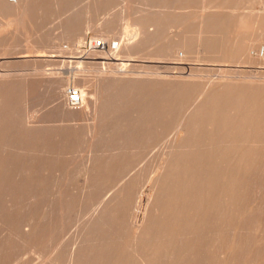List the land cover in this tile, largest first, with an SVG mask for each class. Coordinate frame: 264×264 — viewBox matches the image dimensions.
Instances as JSON below:
<instances>
[{
	"label": "bare ground",
	"instance_id": "1",
	"mask_svg": "<svg viewBox=\"0 0 264 264\" xmlns=\"http://www.w3.org/2000/svg\"><path fill=\"white\" fill-rule=\"evenodd\" d=\"M143 1L144 6L157 9L144 8L137 18L141 31L129 27L123 32L121 43L117 41L115 48L109 43L110 48L98 55L103 61L97 62H103L106 68L95 77L88 91L91 111L83 112L92 122L88 126L65 125L55 129L30 123L18 109L39 86L30 80L17 81L0 74V200L12 196L18 185L26 184L35 173L43 171L40 160L16 158L30 152V146L36 147L38 156L56 147L67 153L83 142L94 147L111 146L118 152L108 158H95L99 160L89 169V178L102 180L130 159L129 153L137 144L155 139L162 127L174 123L180 135L163 152L154 182L155 199L136 238L131 244L120 242V211L126 188L93 215L69 264H211L209 259L203 261L199 256L206 245V235L213 228L216 232L209 240L221 241L222 232L227 231L226 221L233 215L238 241L232 246L238 250H231L228 255L223 252L221 264H240L239 261L247 260L246 238L264 241L263 192L251 193L247 189L253 174L262 171L264 165V80L229 78L202 85L191 75L146 77L132 75L126 67L131 60L127 56L148 46L154 47L153 59L195 51L213 54L214 59L221 61L264 64V48L254 56L249 50L251 44L242 39L260 29L258 37L264 40V14L260 12L264 10V0ZM174 3L179 6L172 7ZM196 3L195 12L177 11ZM48 7L47 0H0V44L5 46L4 54L35 31V20H42ZM77 18L70 16L67 26L75 29ZM115 22L116 19L109 20L106 27L113 28ZM98 42H92L91 49L95 50ZM61 87H53L54 97L61 93ZM83 92L84 109L87 102ZM194 93L197 95L191 99ZM182 102L186 103V110L173 121L175 109ZM69 108L60 102V111L72 120L73 108ZM3 148L12 149L9 159L1 157ZM56 158L60 159L61 154ZM24 236L40 241L42 232L30 230Z\"/></svg>",
	"mask_w": 264,
	"mask_h": 264
},
{
	"label": "rangeland",
	"instance_id": "2",
	"mask_svg": "<svg viewBox=\"0 0 264 264\" xmlns=\"http://www.w3.org/2000/svg\"><path fill=\"white\" fill-rule=\"evenodd\" d=\"M47 2L48 10L42 20H35L33 34L30 33L27 39L19 41L7 54H4L5 46L0 44V74L10 75L9 78L17 81L30 80L39 86L34 95L23 101L18 109L21 116L30 123H40L55 129L65 125L84 128L92 123L88 122L89 115L83 114L85 110L88 113L91 111L88 91L92 89L95 77L106 68L103 62H97L103 61V58L98 56L101 55V50L91 49L93 48L91 42L104 41L108 45L104 51L108 50L110 44L115 41L121 43L123 32L129 27V30L133 28L132 31H141L137 18L142 15L144 8L156 10L157 7L144 6L143 0H47ZM197 5L198 3L177 11L195 12ZM174 6L179 4L174 3L172 7ZM256 8L259 9L260 6L257 5ZM260 12L264 14V10ZM73 15L78 16L75 29L69 28L66 24L68 18ZM115 19L113 28L108 29L106 23ZM174 30L171 29V32ZM259 30H252L249 35L242 37L251 44L249 50L253 55L260 54L264 48V40L258 37ZM84 52L85 54H82ZM87 52L89 54H86ZM122 52L121 49L120 54L124 56ZM153 53V46L133 51L127 56L129 60L131 59L129 66L126 67L128 73L146 77L186 74L194 77L193 80L202 85L229 78L264 80V64L237 63L240 60L221 61L214 59L213 54L195 51L178 55L179 57L167 55L162 59H153ZM79 55L81 57L76 58ZM76 59L84 61L85 65L78 64ZM58 85L62 86V94L54 97L53 87ZM71 85L84 91L87 102L84 109L83 106L71 109L75 121L66 118L59 109L60 102L69 108L65 102L64 91ZM196 95L197 93H194L190 98ZM186 107L185 102L177 105L173 121L181 116ZM162 128L155 139L137 144L129 153L130 159L119 164L102 180L89 178V169L93 162L99 160L95 158H108L118 152L112 150L111 146L94 147L83 142L67 153H62V149L56 147L50 148L48 154L39 156L36 155V147L30 146L32 148L30 152L26 151L16 156L17 159L40 160L38 162L43 164V171L35 173L34 178L29 179L26 184L18 185L12 196L0 200V219L8 221L0 222V264H69L72 251L83 242L93 215L95 217L108 201L117 197V194L126 188L128 192L124 196L120 211L123 225L120 242L131 244L149 217L156 195L154 182L158 176V165L163 152L169 150L174 139L180 135L174 123ZM51 150L54 152L51 153ZM11 151V148H3L1 157L9 159ZM59 154L61 158L57 159ZM262 168V171L258 170L253 174L254 179L250 180V187L247 189L251 193L262 191L261 198L264 199V165ZM16 173L19 174L20 170L18 169ZM231 218L226 221L228 224L225 227L228 229L225 228L227 231L224 234L222 232L221 241H210L213 240L216 230L209 229L208 235H212H206L207 243L205 242L206 245H203L199 254L203 261L205 258L209 259L211 264H215L216 261L217 264H221V259L225 257L224 253L228 255L231 250H238L232 246L238 238L236 234L235 237L233 230L234 215ZM229 223L231 226H228ZM36 229L42 232L40 241L25 238L27 231ZM246 239L244 254L247 260H241L239 263L264 264V241ZM241 241L240 247L243 246V240ZM208 243L214 248L219 244L218 249L210 248ZM214 256L217 258L214 259Z\"/></svg>",
	"mask_w": 264,
	"mask_h": 264
},
{
	"label": "built area",
	"instance_id": "3",
	"mask_svg": "<svg viewBox=\"0 0 264 264\" xmlns=\"http://www.w3.org/2000/svg\"><path fill=\"white\" fill-rule=\"evenodd\" d=\"M92 45V42H91ZM117 45V42L115 41L114 43H112V46L115 48V46ZM107 43L104 41H99L98 44L96 45V47L94 48H99L101 51H104V49L107 48ZM110 48V46H109ZM66 94V98H65V102L66 104L73 109H78L80 107L83 106V95H82V91L74 86H68L66 88L65 91Z\"/></svg>",
	"mask_w": 264,
	"mask_h": 264
}]
</instances>
